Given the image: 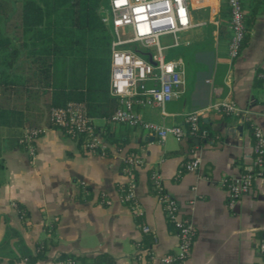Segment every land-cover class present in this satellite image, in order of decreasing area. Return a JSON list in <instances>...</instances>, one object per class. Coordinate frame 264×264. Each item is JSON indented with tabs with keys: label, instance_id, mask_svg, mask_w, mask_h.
I'll return each mask as SVG.
<instances>
[{
	"label": "crops",
	"instance_id": "1",
	"mask_svg": "<svg viewBox=\"0 0 264 264\" xmlns=\"http://www.w3.org/2000/svg\"><path fill=\"white\" fill-rule=\"evenodd\" d=\"M194 1V25L181 33L176 55L185 62V90L163 108L138 107L137 112L148 121L186 127V114L200 109V137L187 133L181 140L172 135L158 140L140 126L106 124L96 117L109 153H88L80 140L52 126L46 114L33 155L25 146H3L0 264H56L61 254L85 256L93 264L100 253L114 264H162L160 256L175 248L178 236L152 187L153 172L196 230L189 257L175 264H264V184L256 178L233 209L223 184L229 175L256 169L253 128L264 131V81L257 78L264 68V11L231 60L229 18L222 15L226 0ZM226 99L236 101L243 114L219 113L215 105ZM130 151L145 160L135 171L138 213L121 199L127 179L122 159ZM194 158L200 159L197 169L178 173ZM143 225L150 230L143 231ZM146 234L152 236L148 248L154 257L139 258L138 243L146 247ZM44 242L51 243L45 258L29 263L21 257V245L35 254Z\"/></svg>",
	"mask_w": 264,
	"mask_h": 264
},
{
	"label": "built area",
	"instance_id": "2",
	"mask_svg": "<svg viewBox=\"0 0 264 264\" xmlns=\"http://www.w3.org/2000/svg\"><path fill=\"white\" fill-rule=\"evenodd\" d=\"M243 0H226L229 11L230 36L227 52L231 60L238 57L246 36L245 9ZM192 0H108L107 9L111 15L108 25L111 31L110 93L118 97L119 104L110 117L104 118L106 124L116 123L129 127L140 126L163 140L169 135L181 140L188 131L200 128L201 110H193L185 116V126L148 121L137 112L138 107H164L166 102L180 98L185 90V62L182 56L167 58L165 50L178 47L182 43L181 33L193 25ZM170 35L172 41L164 44L163 36ZM257 78L264 81V68L257 72ZM222 115L243 114L241 107L232 99L222 100L215 105ZM163 113L165 111L163 110ZM52 126L60 128L66 136L80 140L88 153L105 154L108 147L103 138L105 129L97 126L96 117L88 112L86 102L71 100L61 106L52 107L47 113ZM44 124L24 127L20 143L33 155L36 140L45 131ZM253 151L256 169L223 179L227 193V205L236 207L241 196L249 191L256 178L264 184V131L253 128ZM123 173L127 179L122 187L121 199L138 213L139 203L136 195L137 179L135 171L145 164L139 154L130 151L123 156ZM200 159L186 161L178 173L195 170ZM152 187L162 203L167 220L174 226L178 243L160 256L162 264H175L189 257L196 236L195 227L189 216L182 215L180 203L163 188L156 172L151 175ZM104 202L109 199L103 197ZM19 210L18 204L12 202ZM21 212V210H19ZM148 232V225L142 226ZM264 254V242L260 244ZM147 254L154 257L153 251L138 243L137 257ZM56 264H81L72 256L59 258Z\"/></svg>",
	"mask_w": 264,
	"mask_h": 264
},
{
	"label": "trees",
	"instance_id": "3",
	"mask_svg": "<svg viewBox=\"0 0 264 264\" xmlns=\"http://www.w3.org/2000/svg\"><path fill=\"white\" fill-rule=\"evenodd\" d=\"M107 2L0 0V172L5 162L4 144L24 147L20 143L22 128L40 125L52 107L84 101L89 114L99 118L110 117L117 108L118 97L110 93L112 35L103 16ZM242 2L246 8L245 43L257 16L264 11V0ZM222 15L230 20L225 2ZM202 131L200 126L188 134L200 137ZM19 210L23 217L27 215L22 205ZM151 243V234H146L143 245L150 247ZM50 244H38L35 254L21 245V257L34 263L46 257ZM76 258L89 264L85 256ZM90 262L114 264L106 253L95 255Z\"/></svg>",
	"mask_w": 264,
	"mask_h": 264
},
{
	"label": "rangeland",
	"instance_id": "4",
	"mask_svg": "<svg viewBox=\"0 0 264 264\" xmlns=\"http://www.w3.org/2000/svg\"><path fill=\"white\" fill-rule=\"evenodd\" d=\"M103 16H104L106 23L109 25L110 21H111V15L109 13V9L106 8L103 10ZM11 23H10V28L13 27L15 20H14V22H11ZM17 35H19L18 32H17ZM161 40L164 44H169L172 41V37L170 35L163 36L161 38ZM177 52H178V47H169L165 50V54H166L167 58L175 57L177 55ZM45 118H46V115H45V117H43V120H45Z\"/></svg>",
	"mask_w": 264,
	"mask_h": 264
},
{
	"label": "water",
	"instance_id": "5",
	"mask_svg": "<svg viewBox=\"0 0 264 264\" xmlns=\"http://www.w3.org/2000/svg\"><path fill=\"white\" fill-rule=\"evenodd\" d=\"M241 128H242L241 126L238 127V129H241ZM152 136L154 137V135H152Z\"/></svg>",
	"mask_w": 264,
	"mask_h": 264
}]
</instances>
